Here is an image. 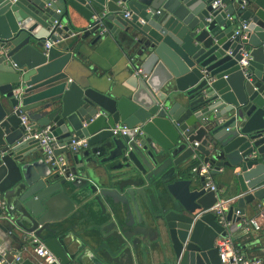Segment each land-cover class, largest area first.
<instances>
[{
  "label": "water",
  "instance_id": "water-1",
  "mask_svg": "<svg viewBox=\"0 0 264 264\" xmlns=\"http://www.w3.org/2000/svg\"><path fill=\"white\" fill-rule=\"evenodd\" d=\"M212 1L0 0L3 233L17 240L33 233L54 255L53 264H83L62 238L45 240L42 233H52L49 223L63 218L52 216L62 184L82 186L117 159L120 170H136L167 192L160 220L170 264H219L215 241L225 230L210 209L221 197L205 189L200 170L208 164L210 178L224 169L232 173L239 195L226 211L231 225L244 219L246 205L264 202V0H244V8L243 0H221L225 8L217 10ZM242 23L246 29L235 36ZM102 31L125 45L119 86L93 75L88 55L76 51L91 35V44L98 42ZM243 52L247 67L239 64ZM22 114L32 132L50 126L61 147L55 154L69 162L63 175L42 156L48 180L32 181L28 152L39 148L25 139ZM117 124L140 125L143 135L113 137L109 129ZM84 138L85 153L70 155L71 141Z\"/></svg>",
  "mask_w": 264,
  "mask_h": 264
},
{
  "label": "crops",
  "instance_id": "crops-1",
  "mask_svg": "<svg viewBox=\"0 0 264 264\" xmlns=\"http://www.w3.org/2000/svg\"><path fill=\"white\" fill-rule=\"evenodd\" d=\"M77 23L84 26L82 18ZM94 38L91 35L78 43L76 51L81 47L88 55L86 63L93 75L119 86L126 66L122 53L124 43H119L106 32L92 45ZM83 153L85 151L76 155ZM28 157L34 166L32 181L35 184L39 180L46 182L48 172L40 150H31ZM116 162L117 159L106 168L96 170L93 178H86L82 186H73L71 182L63 185L59 180L50 184H62L56 193L59 207L52 216L62 215L63 218L52 220L49 226L53 232L45 231L42 237L45 240L62 238L69 254L79 252L83 264H170L171 246L160 220L162 212L169 207L167 192L159 185L148 183L136 170H120ZM221 172L212 176L211 181L219 189L221 199L235 201L239 193H234L232 173L226 169ZM132 181L137 183H129ZM2 202L5 201L0 196ZM10 203H14L12 197ZM259 205L245 206L244 219L232 227V239L247 259H259L264 264V220L260 218ZM252 218H257L260 224L258 231L246 224ZM19 244L12 235L0 230L1 251L33 260L32 243Z\"/></svg>",
  "mask_w": 264,
  "mask_h": 264
},
{
  "label": "built area",
  "instance_id": "built-area-1",
  "mask_svg": "<svg viewBox=\"0 0 264 264\" xmlns=\"http://www.w3.org/2000/svg\"><path fill=\"white\" fill-rule=\"evenodd\" d=\"M245 6L246 2L243 0L241 7L244 8ZM211 8L212 10L224 9L225 4L222 3L221 0H213L211 3ZM56 13L59 14L60 12L57 11ZM124 17L125 19H130V14L126 12ZM55 24H57V22H55ZM246 27L247 25L245 23H242L240 28L235 31L234 35H239L240 31L246 29ZM103 33L104 31H102L100 34L103 35ZM49 46L50 43L47 41L44 45V48L48 49ZM241 56L242 59L239 62L240 66L247 67L248 61L250 60L249 55L243 52ZM140 72L141 69H138L137 73ZM20 125L23 126L25 129V139H33L34 141H36L38 148L43 156L44 163L48 165L51 169H54L57 173L63 175L69 165V162L65 155L55 154V151L57 149H61V147L58 146V143L56 142L55 138L51 136L50 126H46L32 132V128L29 125V118L25 114H22L20 116ZM109 131L113 137H127L129 135H132V139L134 141H137L138 138L143 135L142 128L140 125L128 127L125 125L117 124L110 128ZM194 145L197 147L198 143H194ZM87 148V139L84 138L79 139L77 141L72 140L67 147V151L70 155H76L82 151L87 150ZM2 156L3 155L0 152V160ZM210 170V166L206 164L201 168L200 175L206 178L205 189H209L211 192H215L218 194L219 189L211 181ZM74 179L75 177L73 175H68L69 181H74ZM233 201L234 200L220 199V201H218L217 204L212 209H210V212H212L216 216L218 223L225 230V236L220 237L215 241V248L218 251L219 264H263L262 260L259 259H247L243 253H241L238 249L234 247L232 239V227L235 225H231V223L226 221L225 218L228 206ZM258 207L260 210V218L264 220V202ZM238 214L239 213L236 212L235 216L237 217ZM246 224L255 231H258L260 229V224L258 223L257 218L247 220ZM29 238H31V243L33 244L31 256L35 264H53L57 262L54 255L45 247V245L41 241H39L36 236H34L33 233L22 236L23 241H26ZM21 259H23V256H21L20 254L10 256L9 252L0 250V264H17ZM27 259L30 258L28 257Z\"/></svg>",
  "mask_w": 264,
  "mask_h": 264
},
{
  "label": "trees",
  "instance_id": "trees-1",
  "mask_svg": "<svg viewBox=\"0 0 264 264\" xmlns=\"http://www.w3.org/2000/svg\"><path fill=\"white\" fill-rule=\"evenodd\" d=\"M18 241H19V243H20V244H19L20 246H22V245L24 244V242H23L21 239L18 240ZM233 244H234V247H235L236 249H238L241 253H243L242 250H241V247L237 245V243H236L235 240H233ZM243 254H244V253H243ZM244 255H245V254H244ZM245 256H246V255H245Z\"/></svg>",
  "mask_w": 264,
  "mask_h": 264
}]
</instances>
